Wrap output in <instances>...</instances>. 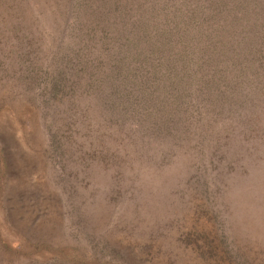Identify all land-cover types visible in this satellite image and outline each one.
<instances>
[{"label": "rangeland", "instance_id": "obj_1", "mask_svg": "<svg viewBox=\"0 0 264 264\" xmlns=\"http://www.w3.org/2000/svg\"><path fill=\"white\" fill-rule=\"evenodd\" d=\"M13 4L23 10L0 0L2 24ZM37 9L17 17L37 14L49 30ZM38 29H11L5 42L0 32V264H264L262 77L247 94L246 84H198L220 92L205 89L197 112L180 105L170 130L141 143L105 110V60L84 69L96 81L43 100ZM144 123L135 128L146 134Z\"/></svg>", "mask_w": 264, "mask_h": 264}, {"label": "trees", "instance_id": "obj_2", "mask_svg": "<svg viewBox=\"0 0 264 264\" xmlns=\"http://www.w3.org/2000/svg\"><path fill=\"white\" fill-rule=\"evenodd\" d=\"M22 4L23 10L18 4L10 6L12 12L9 7L12 21L7 25L0 16V32H5V42L10 41L11 29L20 28L27 36L24 33L39 28V37L44 36L41 46L48 50L36 58L41 76L33 85L44 81L43 100L65 97L77 82L96 81L100 76L84 69L90 62L106 61L110 69L105 76L112 83L105 110L124 116L118 122L126 120V133L137 134L141 143L154 140L159 127L170 130L167 124L174 122L180 105L194 112L204 107L209 86L198 84L218 80L246 84L242 93L247 94L260 89V77L264 81V0H22ZM33 7L50 21L49 30L34 25L37 14L29 22L17 17ZM234 44L240 46L234 49ZM3 46L9 55L10 44ZM42 66L51 69L49 76ZM73 71H80L78 80ZM28 79L37 77L32 72ZM209 91L220 92L217 87ZM183 117L189 123V117ZM143 120L146 134L135 128Z\"/></svg>", "mask_w": 264, "mask_h": 264}]
</instances>
